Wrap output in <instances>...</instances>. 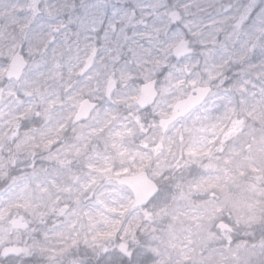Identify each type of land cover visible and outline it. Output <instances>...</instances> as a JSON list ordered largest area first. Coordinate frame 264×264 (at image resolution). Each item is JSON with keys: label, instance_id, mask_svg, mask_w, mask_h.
Segmentation results:
<instances>
[{"label": "snow or ice", "instance_id": "snow-or-ice-1", "mask_svg": "<svg viewBox=\"0 0 264 264\" xmlns=\"http://www.w3.org/2000/svg\"><path fill=\"white\" fill-rule=\"evenodd\" d=\"M212 6L0 0V264H264V0Z\"/></svg>", "mask_w": 264, "mask_h": 264}, {"label": "clouds", "instance_id": "clouds-1", "mask_svg": "<svg viewBox=\"0 0 264 264\" xmlns=\"http://www.w3.org/2000/svg\"><path fill=\"white\" fill-rule=\"evenodd\" d=\"M17 2L18 0H9L11 5H15ZM246 2L247 0H213V6L208 7L202 15L207 22H210L212 19H220L225 15L235 14L238 5ZM9 11L12 14H18L13 8H10Z\"/></svg>", "mask_w": 264, "mask_h": 264}]
</instances>
